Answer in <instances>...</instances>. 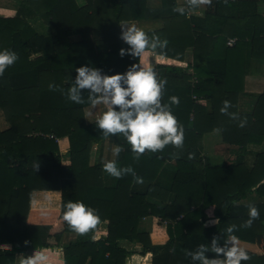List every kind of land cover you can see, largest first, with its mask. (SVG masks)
<instances>
[{"label":"trees","instance_id":"1","mask_svg":"<svg viewBox=\"0 0 264 264\" xmlns=\"http://www.w3.org/2000/svg\"><path fill=\"white\" fill-rule=\"evenodd\" d=\"M10 1L15 4V13L0 16V48L15 51L18 59L0 75V111L7 123L0 130V244L9 242L12 246L0 250V264H13L16 253L47 246L49 226L25 223L31 194L36 190L60 191L61 216L65 202L79 200L100 217L94 229L77 233L75 240L64 245L65 264H84L87 257L88 264H108L111 259L113 264H124L130 252L118 245L121 239L138 241L144 249H151L153 264H201L187 254L195 252L199 244L206 245L204 256L209 259L224 255L212 250L214 240L216 247L224 248L221 239L231 235L249 242H255L258 234L264 236V150L242 147L235 162L202 167L190 156L181 158L170 184L158 185L154 179L165 159L163 153L145 149L134 158L121 133L104 136L95 121L88 123L84 115V108L90 105L88 89H80L84 103L68 100L76 67L87 65L109 75L126 71L131 56H120L119 49L127 44L94 46L90 31L110 27L112 17L125 21L126 8L130 5L133 9L136 0H82V4L78 0ZM258 5L259 0H212L211 5L205 4L204 17L196 18L208 39L237 40L229 48H234L230 56L236 57L238 66L232 62L225 65V59L216 61L217 66L222 61L223 65L218 70L212 65L197 90L207 91L214 110L225 101L227 108L232 106L243 87V79L236 76H244L252 58L261 61L264 57V15L258 12ZM257 106L264 108V91ZM114 108L119 110L118 105ZM262 115L243 114L242 118L249 124L254 118L264 119ZM247 136V144L264 141L259 134L247 132ZM61 137L69 144L64 154L56 141ZM105 139L122 148L115 158L117 165H131L146 185L139 187L132 174L115 178L101 163H90L93 145ZM63 155L70 160L68 165L62 164ZM247 156L253 158L251 163L246 162ZM157 187L164 193L158 196L161 205L148 199L154 197ZM249 195L256 198L250 201L246 199ZM249 204L257 208L259 216L244 227L250 219ZM210 205H214L217 221L206 225L205 210ZM148 216L166 221L168 240L164 244L151 245L148 232L139 230V223ZM102 221H107L106 236L92 240ZM231 225L236 228L229 233ZM64 232L75 231L66 222ZM107 251L109 256H105ZM159 251L162 253L157 255ZM247 252L249 259L241 264H264V254Z\"/></svg>","mask_w":264,"mask_h":264},{"label":"crops","instance_id":"2","mask_svg":"<svg viewBox=\"0 0 264 264\" xmlns=\"http://www.w3.org/2000/svg\"><path fill=\"white\" fill-rule=\"evenodd\" d=\"M163 1H165V5H163ZM78 3L82 4L83 1L78 0ZM14 7L13 1L5 0L3 2V0H0V16L14 15ZM178 7H184L185 12L182 14L175 11ZM192 7V5L187 4V0H136L133 9H130V5L126 8L125 21H117L112 17L110 27L90 31L94 46L124 42L120 38L122 24L124 27L135 24L150 37L155 35L161 40H167V44L163 49L159 47L155 50L146 48L139 58L130 57V62L125 66V70L129 65L136 62L151 66L156 73L157 80L165 79L167 81L161 90V103H169L172 112L184 128V140L181 146L168 144L163 150L156 151V153H163L162 155L165 156L158 175L154 179V182L162 186L170 184L173 175H177V160H181V158L185 159L190 156L194 162H197L198 167H202L205 164H231L236 161L242 147L246 150H264V141L259 145L247 144V132L264 136V119L254 118L247 124L246 119L242 118L243 114L257 113L260 116L264 114V108L257 106V99L264 91V57L261 61L252 58L244 76H236L239 80L243 79V87L241 91H238L232 106L222 111L225 105L222 104L221 106L218 103V107L214 110L211 97L207 96V91L206 93L197 92L198 88L201 89V83L204 82L205 75L208 74L212 65L215 64L214 69L216 70L219 69L218 67L221 64L223 65L222 61L217 62L220 64L217 66L216 61L225 59V65L229 66L232 62L236 67L238 63L236 57L231 59L230 56V54L235 53L234 48L227 47L226 42L221 39L210 40L201 33L204 26L196 18L201 19L204 17L205 4H201L197 8ZM258 12L264 15V0H259ZM196 22L201 27L200 30L199 26H196ZM128 47V45H125V48ZM198 74L202 76H198ZM99 95H102V93ZM170 96L178 97L179 103L171 104ZM88 110L94 111L92 119L88 118L86 113ZM105 110L106 106L103 103L86 106L84 108L86 121L88 123L95 121L96 117ZM241 121L244 122L243 126H241ZM5 127H7V123L0 111V130L5 129ZM190 128L192 129V132H189L191 135L187 133V129ZM199 132H201L200 137ZM59 140L64 149L69 146L66 137H61ZM115 146L109 139H105L103 143L95 144L90 163L98 162L103 165L107 162L108 156L115 160L116 156L112 152ZM64 149L59 147L61 154L68 150ZM104 151L108 152L107 157L104 156ZM185 154L188 155L183 157ZM252 159L251 156H247L246 162L251 163ZM69 163L68 157L63 155L62 164L68 165ZM142 184L146 185V182L142 181V183H138V186L141 187ZM154 190V197H148V199L161 205L158 196L164 193L161 188L158 190V187ZM250 198L253 199L254 195H249L246 199L252 201ZM244 201L248 200L244 199ZM60 203L61 193L59 190H36L32 192L25 223L28 225L49 226L45 238L47 246L16 253L13 264H25L29 256L40 251L48 257V264H65L63 247L68 242L75 240L77 233L64 232L66 221L60 215ZM191 208H194V206ZM213 210L214 205H210L205 210L208 216L206 225H212L217 221ZM106 224L107 221L99 223L97 229L91 235L92 240H98L100 237L106 236ZM141 224H143V228H139V230L148 232L151 245H162L168 240L166 221L161 220L159 217L148 216L141 220L139 226ZM230 237L221 239L224 248L232 246ZM261 241L262 245L256 241L249 242L237 238V244L240 247L257 255L264 254V236ZM118 245L130 252V255L125 258L124 264H153L154 255L151 249H144L140 242L121 239L118 241ZM11 246L12 244L9 242L2 243L0 244V250H10ZM161 253L162 251H159L157 255ZM105 256H109L108 251ZM89 258H86L84 264L89 263ZM208 260H214L217 264H225V252L223 256L212 257ZM108 264H113L112 259Z\"/></svg>","mask_w":264,"mask_h":264},{"label":"clouds","instance_id":"3","mask_svg":"<svg viewBox=\"0 0 264 264\" xmlns=\"http://www.w3.org/2000/svg\"><path fill=\"white\" fill-rule=\"evenodd\" d=\"M188 5L197 8L201 4L211 5L212 0H187ZM180 13L185 12L184 7L175 9ZM120 38L129 46L121 47L119 55L124 56L129 53L131 57L139 58L146 48L153 50L163 49L167 40H161L158 36H149L142 28L135 24L124 27L121 25ZM18 56L15 51L8 48H0V75L4 74L7 67L11 66ZM75 80L67 90V98L71 102L82 104L84 99L80 94V89H88V102L95 106L103 103L106 110L95 119V125L103 130V135L121 133L127 143L131 146L134 158H138L145 149L156 152L163 150L168 144L181 146L184 140V128L180 124L171 110L169 103H161L162 89L166 84L165 79L157 80L156 73L151 66L132 63L125 72L113 74H102L95 67L81 65L76 67ZM50 88L54 86L49 85ZM102 95H96L101 94ZM171 104H178L179 98L170 96ZM113 105H118L116 110ZM228 102L225 101L226 110ZM241 121V126H243ZM122 151L117 145L112 149L113 155L118 156ZM103 169L112 177L120 178L124 174H132L138 183H142V178L136 177L131 165L118 166L116 160H109L103 163ZM249 217L244 227L251 226L252 219L259 216L257 208L249 204ZM63 219L69 227L78 234L88 233L94 229L99 222L97 211L82 201L69 200L63 205ZM235 225L228 227L229 233L233 232ZM232 246L228 248L216 247L213 241V251L216 253L225 252V264H241L247 261L249 254L245 248L237 244V237L231 235ZM206 245L199 244L197 250L191 255L192 260H199L201 264H217L216 261H209L204 256ZM25 264H48V257L44 252H34L29 256Z\"/></svg>","mask_w":264,"mask_h":264},{"label":"rangeland","instance_id":"4","mask_svg":"<svg viewBox=\"0 0 264 264\" xmlns=\"http://www.w3.org/2000/svg\"><path fill=\"white\" fill-rule=\"evenodd\" d=\"M4 1H5V0H3V2H4ZM96 110H97V109H96ZM86 113H87L89 119H92L91 117L94 116V111H93V110H88V111H86ZM86 113H85V114H86ZM49 137H53V135L50 134ZM56 141H57V143H58V147H61L62 149H64V148L62 147V145L60 144V142H59V141H60L59 138H58ZM59 144H60V146H59ZM67 149H68V147H66L64 150H67ZM94 150H95V145H93V147H92V149H91V153H92V151H94ZM108 155H109L108 152L106 153V151H104V156L107 157ZM65 156H67V155H65ZM109 160H112V158H110V156L107 157V161H109ZM145 226H146V224H145ZM139 228H143V224H141V225L139 226ZM262 238H263V237H262ZM259 244L262 245V241H260Z\"/></svg>","mask_w":264,"mask_h":264},{"label":"built area","instance_id":"5","mask_svg":"<svg viewBox=\"0 0 264 264\" xmlns=\"http://www.w3.org/2000/svg\"><path fill=\"white\" fill-rule=\"evenodd\" d=\"M236 38L235 37H228L227 39H226V46L227 47H233L234 45H235V43H236Z\"/></svg>","mask_w":264,"mask_h":264},{"label":"water","instance_id":"6","mask_svg":"<svg viewBox=\"0 0 264 264\" xmlns=\"http://www.w3.org/2000/svg\"><path fill=\"white\" fill-rule=\"evenodd\" d=\"M261 238H262V234H258L256 237V242L259 243L261 241Z\"/></svg>","mask_w":264,"mask_h":264}]
</instances>
